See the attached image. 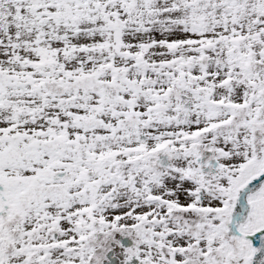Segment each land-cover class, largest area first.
Masks as SVG:
<instances>
[{
	"label": "snow or ice",
	"instance_id": "1",
	"mask_svg": "<svg viewBox=\"0 0 264 264\" xmlns=\"http://www.w3.org/2000/svg\"><path fill=\"white\" fill-rule=\"evenodd\" d=\"M0 264H264V0H0Z\"/></svg>",
	"mask_w": 264,
	"mask_h": 264
}]
</instances>
